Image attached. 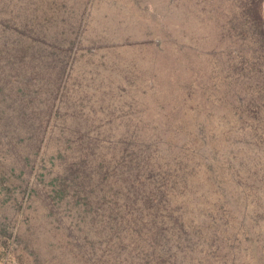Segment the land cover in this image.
I'll list each match as a JSON object with an SVG mask.
<instances>
[{"label": "rangeland", "instance_id": "374dc122", "mask_svg": "<svg viewBox=\"0 0 264 264\" xmlns=\"http://www.w3.org/2000/svg\"><path fill=\"white\" fill-rule=\"evenodd\" d=\"M244 1L0 0V7L18 12L26 2H55L53 15L63 23L47 34L66 36V97L78 101L66 117L88 120L71 130L101 136L104 160L120 148L118 134H160L165 143L153 161L181 154L182 166L195 167L189 182L200 189V153L229 188L239 177L245 183L257 160L246 153L248 122L233 96H246L240 88L249 85V70H264V43L246 31ZM10 7L0 21L15 14ZM56 151L47 141L28 178L27 167L0 155V264H264L263 227L247 234L224 228L214 243L211 230L189 229L178 243L177 228H134L132 213L111 211L102 200L92 213L66 208V194L48 186L52 174L66 180ZM150 234L169 241L150 243Z\"/></svg>", "mask_w": 264, "mask_h": 264}, {"label": "trees", "instance_id": "16d2710c", "mask_svg": "<svg viewBox=\"0 0 264 264\" xmlns=\"http://www.w3.org/2000/svg\"><path fill=\"white\" fill-rule=\"evenodd\" d=\"M54 4L26 2L18 12L5 6L15 14L0 21L2 159L27 167L28 178L29 166L32 171L47 141L53 142L57 146L54 160L59 165L66 164V180L52 174L48 186L54 183L50 192L56 196L66 194V208L87 214L96 211L95 201L102 200L111 211L132 213L135 218L130 224L134 228H177L178 243L188 239L185 230L189 229L211 230L210 241L214 243L219 239L217 231L224 228L234 227L246 234L264 228V161L259 158L264 153V70H249V85L240 88L246 96L233 95L240 102L239 115L248 122V132L244 133L246 153L257 159L251 173L246 169L245 183L240 177L235 181V190L225 185L214 162L207 160L205 154L198 155L203 159L197 167L205 174L200 189L189 182L188 175L194 173L195 167L182 166L178 161L181 154L153 161L165 143L160 134H118L114 146L120 148L104 160L101 136L70 129L81 127L88 120L75 113L74 117H66V111L77 110L78 101L66 97V36L61 32L47 34L52 24L63 23L53 15ZM5 7H0L1 14ZM239 8L248 35L264 43V0H245ZM56 28L63 31L58 24ZM72 41L68 40L71 46ZM236 172L238 176L239 171ZM28 184L27 180L22 191ZM244 191L254 195L245 197ZM123 222L122 218L120 223ZM152 237L169 241V236L150 234L148 242L153 241Z\"/></svg>", "mask_w": 264, "mask_h": 264}]
</instances>
